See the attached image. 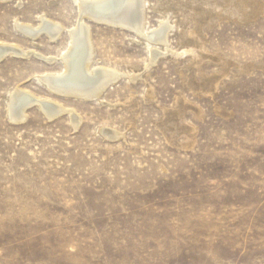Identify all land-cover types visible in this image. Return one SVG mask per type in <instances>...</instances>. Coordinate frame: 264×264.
Here are the masks:
<instances>
[{"label": "rangeland", "instance_id": "obj_1", "mask_svg": "<svg viewBox=\"0 0 264 264\" xmlns=\"http://www.w3.org/2000/svg\"><path fill=\"white\" fill-rule=\"evenodd\" d=\"M147 2L178 7L150 68L138 35L84 18L97 66L123 74L97 101L38 82L61 72L66 33L31 42L15 29L43 16L71 28L75 0L0 1V43L56 58L0 61V264H264V0ZM160 17L148 11L150 34ZM182 31L203 58L173 56ZM17 87L80 125L35 105L13 123Z\"/></svg>", "mask_w": 264, "mask_h": 264}, {"label": "bare ground", "instance_id": "obj_2", "mask_svg": "<svg viewBox=\"0 0 264 264\" xmlns=\"http://www.w3.org/2000/svg\"><path fill=\"white\" fill-rule=\"evenodd\" d=\"M0 1L7 2L8 0ZM104 1L105 0H75L77 5V17L75 24L71 28H66L57 22L47 19L45 16L39 17V24L36 26L26 24H18L15 26L16 31H20L22 34L30 37L31 42L36 41L42 34L53 42L63 33L67 34V47L59 57L61 72L51 73L46 71L42 75L37 76L38 82H40L41 86H43V88L45 87L49 93L72 99H94L100 101L105 90L113 87L120 77L123 78V74L117 69L97 66L95 63L94 47L89 33V26L84 23V18L104 23L112 28L120 27L122 29L131 30L138 35L139 38L143 39L148 54L151 57L148 65L149 68L155 64L159 57L168 55L152 52L151 48L160 46L161 51H168L169 36L174 31V27L172 26L174 25L173 16L178 13V7L175 4H168L162 8H151L147 0H108L101 8L93 5ZM151 9L161 16V22H159L160 25H158V29H155L156 31L150 34V30L147 27V15L148 11ZM179 43L180 48L177 52L173 53L174 57L188 55L192 62L204 57L200 54L201 52L199 53L195 48L196 35L194 32H180ZM31 55L37 60L47 63V65L52 64L56 60V58L44 57L34 50L26 51L11 43H0V59L9 56H18L28 59ZM129 73L132 72L126 74ZM126 79L130 80V77L128 78L126 76ZM33 105L41 110L50 121L62 115H67L73 128H77L81 123L79 115L77 116L73 110L47 99L32 95L20 87L15 88L7 97L6 114L13 123H22L26 120L27 109ZM47 118L46 120H48ZM115 132L104 130L103 133L107 138H111L112 140L116 137L118 138Z\"/></svg>", "mask_w": 264, "mask_h": 264}, {"label": "water", "instance_id": "obj_3", "mask_svg": "<svg viewBox=\"0 0 264 264\" xmlns=\"http://www.w3.org/2000/svg\"><path fill=\"white\" fill-rule=\"evenodd\" d=\"M105 2L107 3L108 0H105L104 2H99L100 4H99V3H95V4H93V5H95L96 7L101 8L102 5H105V4H106ZM104 3H105V4H104ZM103 10H104V9H103ZM115 28H120V27H115ZM4 58H5V57L1 58L0 61L3 60Z\"/></svg>", "mask_w": 264, "mask_h": 264}]
</instances>
